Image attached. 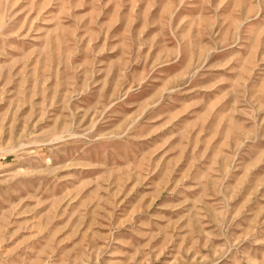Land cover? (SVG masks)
I'll return each mask as SVG.
<instances>
[{
    "label": "rangeland",
    "instance_id": "rangeland-1",
    "mask_svg": "<svg viewBox=\"0 0 264 264\" xmlns=\"http://www.w3.org/2000/svg\"><path fill=\"white\" fill-rule=\"evenodd\" d=\"M0 264H264V0H0Z\"/></svg>",
    "mask_w": 264,
    "mask_h": 264
}]
</instances>
